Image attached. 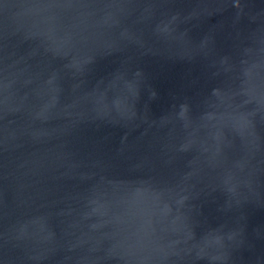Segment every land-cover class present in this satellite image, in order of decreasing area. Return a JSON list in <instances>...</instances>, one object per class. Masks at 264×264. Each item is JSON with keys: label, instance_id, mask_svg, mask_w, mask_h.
Masks as SVG:
<instances>
[{"label": "water", "instance_id": "obj_1", "mask_svg": "<svg viewBox=\"0 0 264 264\" xmlns=\"http://www.w3.org/2000/svg\"><path fill=\"white\" fill-rule=\"evenodd\" d=\"M0 264H264V0H0Z\"/></svg>", "mask_w": 264, "mask_h": 264}]
</instances>
